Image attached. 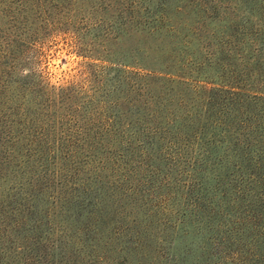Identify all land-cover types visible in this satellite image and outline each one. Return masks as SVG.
<instances>
[{
	"label": "rangeland",
	"instance_id": "1",
	"mask_svg": "<svg viewBox=\"0 0 264 264\" xmlns=\"http://www.w3.org/2000/svg\"><path fill=\"white\" fill-rule=\"evenodd\" d=\"M158 2L185 28L224 25L214 50L182 49L184 30L174 40L141 30L138 16ZM263 9L260 0H0V245H24L47 264H264L263 239L237 222L257 201L237 198L249 168L219 160L218 131L210 146V131L194 138L186 128L189 118L222 121L217 107H201L211 88L264 89ZM236 25L254 42L241 47L257 56L259 76L239 74L228 41ZM165 46L190 79L137 75L134 61ZM113 59L132 66L117 71ZM237 113L224 115L233 129Z\"/></svg>",
	"mask_w": 264,
	"mask_h": 264
},
{
	"label": "trees",
	"instance_id": "2",
	"mask_svg": "<svg viewBox=\"0 0 264 264\" xmlns=\"http://www.w3.org/2000/svg\"><path fill=\"white\" fill-rule=\"evenodd\" d=\"M260 1L264 2V0ZM255 2L256 0H234L236 5L242 3L253 5ZM160 5L161 2H158L157 7H152L150 10H148L147 7L143 8L142 13L138 16V18L142 20V22L139 23L140 27H142L140 28L141 30L145 29L149 36H153L156 33L157 36H165L168 40H174V38H177L180 35V30H184L180 35V39L177 40L178 45H180L182 49H184L185 46L188 47L190 44L196 43L198 48L200 47V50L203 52L205 51L207 54H209L208 48H212V51L214 50L212 44L215 41H219H217V38L214 35V30L219 28L222 29L224 25L216 22L209 24L207 21H197L192 25L188 24L187 28H185V25H178L172 19L167 18L166 13L164 12L166 9L159 7ZM182 7L179 6L178 10L182 9ZM241 25L243 29L246 28L244 27V23H241ZM235 28L236 30L232 28L233 31L231 35L228 36V41L236 43L234 46L237 48L235 53L237 54L236 58L238 59L239 74L245 78L251 76V74L259 76V72H253L254 67L257 66L259 61L257 56L250 55L247 52L244 53V47H241L246 45L251 46L254 42L252 39H248V36L244 35L245 33H248L246 30L242 33V31H237V25ZM161 48L162 50L158 54V58L157 54L153 55L154 52L149 51L150 48H148L147 51L145 50L143 52L141 59L134 61L135 63L133 65H136L137 68L143 70L141 73L138 72L137 75L150 81L157 79V76L160 74L175 76L182 82H184L183 80L185 79H190V76L186 77L185 71H182L185 67L184 60L171 63V60H174L171 55L173 54L172 52H174V49L167 48L166 46ZM112 58L113 57L107 60L112 61ZM115 62L119 65L117 71L125 72V66H132L130 61L124 59H116ZM203 62L204 61H202V64ZM178 64L181 67H177ZM204 80L207 81L211 79H209V77H204ZM201 99L202 108L204 106H207L210 109L217 107L214 109L216 112L211 114L218 116L222 115V121L219 122L217 126L212 125V123L208 125L207 120H205L204 123H201V125L200 122H198V124L194 126L193 120L196 118H189L186 121V128L194 138L205 137L210 131L212 138V141L209 143L210 146H214V143L217 142L215 141L216 136L213 131H218L220 138L223 139L221 142L227 141V145L222 149V152H220L222 155L221 158L219 157V160H223L222 157L231 160L230 156H232V158H235L238 163H246L244 165L249 168V175L252 176V179L248 182H237L235 184L236 192L240 195L237 198L243 199V197H245L244 194L247 192L249 193V196L250 194L255 196L257 201L254 205L253 202L248 200L243 206V213L246 215L240 217V220L237 222L240 226L244 224H252L254 229L253 236L263 239L264 244V124L261 123L264 120V89H261L259 85H254L252 83L249 87H244V85L242 87L241 85L221 84V86L213 87L208 90V92L203 93ZM115 102H118V100H115ZM235 108L237 109L239 118H237V122H235L236 127L233 129L232 126L225 123L223 120L224 115H227L228 113L232 114ZM210 112L211 111L209 110V114ZM206 113L207 114L204 115L207 119L209 115L208 111ZM189 114L191 115L192 113ZM198 118L199 117H197V119ZM252 119H254V122L250 123L249 121ZM189 120L190 123H188ZM148 129L152 130L151 128ZM209 149H216V147H206L203 152L208 154L209 152L207 150ZM59 208L62 209L61 206ZM100 212L101 211H99L98 214H100ZM255 226L257 229H255ZM26 249L27 247L24 245H18L16 247H4L0 245V264L48 263L45 254L42 256L40 254L35 256L24 255L27 252ZM12 254H14V259L11 260L10 255ZM257 256L259 259L262 257L260 254Z\"/></svg>",
	"mask_w": 264,
	"mask_h": 264
}]
</instances>
